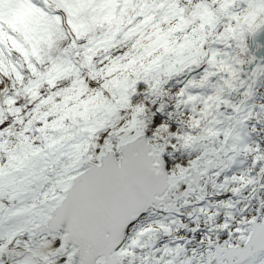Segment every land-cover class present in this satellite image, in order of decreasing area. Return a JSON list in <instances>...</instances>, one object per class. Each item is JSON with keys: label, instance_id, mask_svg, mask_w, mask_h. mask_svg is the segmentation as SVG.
I'll return each mask as SVG.
<instances>
[{"label": "snow or ice", "instance_id": "snow-or-ice-1", "mask_svg": "<svg viewBox=\"0 0 264 264\" xmlns=\"http://www.w3.org/2000/svg\"><path fill=\"white\" fill-rule=\"evenodd\" d=\"M0 264H264V0H0Z\"/></svg>", "mask_w": 264, "mask_h": 264}]
</instances>
